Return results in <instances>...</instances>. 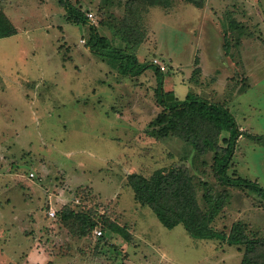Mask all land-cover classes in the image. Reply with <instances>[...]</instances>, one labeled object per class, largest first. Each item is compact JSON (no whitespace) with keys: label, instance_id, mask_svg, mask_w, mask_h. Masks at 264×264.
Masks as SVG:
<instances>
[{"label":"rangeland","instance_id":"374dc122","mask_svg":"<svg viewBox=\"0 0 264 264\" xmlns=\"http://www.w3.org/2000/svg\"><path fill=\"white\" fill-rule=\"evenodd\" d=\"M70 1L88 22L70 20L60 0H0L18 29L0 37V264H242L245 245L169 228L136 201L130 173L175 166L190 169L204 209L220 204L214 227L230 232L242 222L264 260V198L220 184L213 151L150 132L160 83L179 98L222 103L242 129L229 172L264 187V140L254 137L264 136V0H171L138 14L129 0ZM125 17L130 31L121 29ZM91 24L144 71L122 73V58L91 49ZM156 60L167 70L158 73ZM70 210L97 226L80 235L81 219L61 218Z\"/></svg>","mask_w":264,"mask_h":264},{"label":"trees","instance_id":"16d2710c","mask_svg":"<svg viewBox=\"0 0 264 264\" xmlns=\"http://www.w3.org/2000/svg\"><path fill=\"white\" fill-rule=\"evenodd\" d=\"M196 6L204 5L206 0H185ZM66 8L68 18L75 22H88V16L81 8L70 0H60ZM171 5V0H129L127 8L138 14L145 5ZM132 20V17H131ZM127 17L120 21L121 29L132 30ZM17 27L3 9L0 8V37L14 34ZM130 39V38H129ZM108 39L101 35L94 24L90 25V35L87 44L96 52L122 58L121 72L125 74H140L146 65L142 64L133 51L109 45ZM133 46L140 42V38H131ZM129 40V41H130ZM107 51V52H106ZM155 64V63H154ZM156 71L161 73L155 64ZM157 99L161 110L150 122V132L158 136L175 135L186 141L198 154L213 151L214 176L220 184L237 186L257 193L264 198V187L257 181L250 180L238 174L237 170L230 173L234 167L232 156L237 139L242 134L237 120L231 110L222 103L205 99L200 94L188 93L185 98H179L174 90L157 89ZM158 129V131H157ZM223 132L224 143H221ZM157 133V134H156ZM264 140L263 135L254 136ZM194 175L186 166H175L170 169L158 168L151 175L132 172L128 175V184L134 190L135 199L141 204H148L157 214L160 221L172 228L182 223L190 235L198 238H217L230 244L245 245L242 264H264V260L255 258L253 252L260 245V240L251 237L242 222H235L230 232L218 230L213 221L220 211V204L204 209L198 199ZM89 213L70 210L62 212L61 218L67 222L76 217L82 220L79 234L84 236L91 232L98 224ZM102 227L105 230L119 232L127 239L129 230L118 222L106 221ZM103 231V229H102Z\"/></svg>","mask_w":264,"mask_h":264},{"label":"built area","instance_id":"2783aa9c","mask_svg":"<svg viewBox=\"0 0 264 264\" xmlns=\"http://www.w3.org/2000/svg\"><path fill=\"white\" fill-rule=\"evenodd\" d=\"M88 15H89L91 18H93L94 13H93V12H88ZM155 64H157V65L160 67L161 71H166V70H167V65H166L164 62H162L161 60H160V61H159V60H156V63H155ZM31 174H33V173L31 172ZM48 213L50 214V216L53 217V216L56 215V210H54V209H50ZM95 231H96V233L99 234V235L103 234V231H102L101 228H99V229L97 228Z\"/></svg>","mask_w":264,"mask_h":264},{"label":"crops","instance_id":"0c3cea01","mask_svg":"<svg viewBox=\"0 0 264 264\" xmlns=\"http://www.w3.org/2000/svg\"><path fill=\"white\" fill-rule=\"evenodd\" d=\"M203 57V56H202Z\"/></svg>","mask_w":264,"mask_h":264}]
</instances>
